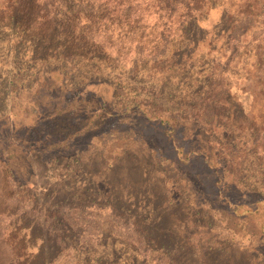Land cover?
<instances>
[{"label": "rangeland", "instance_id": "obj_1", "mask_svg": "<svg viewBox=\"0 0 264 264\" xmlns=\"http://www.w3.org/2000/svg\"><path fill=\"white\" fill-rule=\"evenodd\" d=\"M247 3L256 5L251 22L240 14ZM100 6L10 0L0 16V117L14 116L23 124L17 136L9 135L8 128L0 131V140L11 149L25 150L31 167L30 175L18 180L7 159L0 158V211L5 217L15 215L0 222L6 244L0 245L1 252L10 264H264V243L236 237L228 228L221 212L226 202L217 195L213 166L205 159H189L188 164L163 133L117 119L71 140L66 150L46 151L43 139L50 138L53 126L37 129L35 107L28 99L34 75L46 67L61 70L71 87L89 81L115 85L118 110L142 102L182 118L189 114L188 105L200 104L216 86L225 85L232 112L244 114L257 128L264 117V91L256 90L254 48L247 43L264 23V0H206L203 10L172 29L166 19L150 15L144 7L119 25ZM74 10L85 12L78 16ZM247 31L249 36L244 35ZM232 36L248 48L237 50V44L233 51ZM96 91L84 93L101 96V88ZM77 115L79 131L97 121L92 109ZM197 127L212 137L214 154L223 143L243 148L250 141V129L240 132L233 123ZM135 134L144 142L125 140ZM196 135L192 133L194 139ZM24 138L29 144L17 141ZM50 139L68 142L63 136ZM248 157L229 164V178L243 191L258 192L264 201V159ZM167 209L189 223L194 247L181 235L168 252L125 237L128 229L156 224ZM86 210L88 214H70ZM75 218L88 220L79 223ZM119 218L126 224L115 230L110 221ZM242 223L246 225L245 218ZM172 230L179 234L177 227ZM15 243L19 250H12Z\"/></svg>", "mask_w": 264, "mask_h": 264}, {"label": "trees", "instance_id": "obj_2", "mask_svg": "<svg viewBox=\"0 0 264 264\" xmlns=\"http://www.w3.org/2000/svg\"><path fill=\"white\" fill-rule=\"evenodd\" d=\"M10 0H0V16L5 15V8ZM49 1V0H45ZM77 3H100V9H104V12L108 13V17L116 18L122 24V19H127L129 15L141 8L150 12V15L158 18L163 17L166 19L170 26L168 29H172L175 26H183L186 24L187 19L194 17V14H198L203 10L206 5V0H71ZM4 4V5H3ZM256 11V5L247 3L245 7L240 11V14L251 22L254 18ZM85 11H72L78 16L83 15ZM7 14V13H6ZM260 17L264 18V9L260 11ZM79 18V17H78ZM176 23V24H174ZM248 33V31H247ZM244 33L245 36H249V33ZM232 39L229 41L230 47L234 51L235 46L240 42L239 39ZM236 38V37H235ZM239 38V37H238ZM247 38V37H245ZM250 44L253 46L252 52H254L253 59L256 60V90L264 91V23H260V32H254L252 34ZM233 42V43H232ZM248 42V40H244ZM249 45L238 44L237 50L242 48L244 51ZM251 52H248L250 54ZM32 87L28 99L35 107L34 118L36 119V127H50V138L54 136H63L65 141L51 140L50 138H44L46 143V151L51 150H66L70 148L69 142L71 140L83 139L91 133L94 128H100L103 124L112 123L113 120H121L123 123L134 122L142 123V128L154 129L156 132H161L163 135L171 141L173 147L177 150L179 155L185 156L188 159V164L191 163L189 159L203 158L207 162L208 167H212V178L214 186L217 189V195H222L223 202H226L225 210L221 211L225 216V221L228 224V228L232 234L236 237L239 234L247 236V239H256L259 242L264 243V201L256 196L258 192H252L248 190H242L238 188L229 178L228 166L235 159H248L249 155L253 154L257 159H264V117L261 120L260 125L256 128L250 126L248 119L244 114L233 113L232 110V98L230 95V88L225 85L216 86L211 96L201 101L200 104H190L189 114L185 117H179L172 115L168 112H159L152 109L149 105L142 102H134L126 104L121 110L115 107V99L117 87L111 83H99L96 81H89L84 85L71 87L65 83V78L61 70L56 67H46L43 73L38 71L34 75L32 81ZM91 87V88H90ZM106 87V90L104 89ZM101 88V96L85 93H95L96 89ZM104 91V93L102 92ZM85 92V93H84ZM103 93V94H102ZM19 94L16 98H20ZM72 97L71 100L68 99ZM213 108L210 109L209 107ZM29 106V105H28ZM86 109H92L93 114H96V122L98 126L93 125L87 127L83 131H79V127L76 126L74 118L79 111H86ZM13 118L14 120H12ZM110 123V124H111ZM132 123V124H134ZM234 126L240 132H245L250 129V133L247 137H250L248 144L244 145V149L235 143H223L221 144L222 150L219 153L214 154L213 147H210V138L206 129H200L197 125L210 129L217 127L218 125ZM206 125V126H205ZM23 124L16 122L15 117H0V131L8 128L7 132L11 136H17ZM97 129V130H98ZM6 132V133H7ZM197 132L194 139L192 133ZM181 134V135H180ZM179 136H181L180 139ZM144 142L145 139L140 135H134L125 140H131ZM21 144H29V139L24 138L17 140ZM7 141L0 140V158L7 159L6 163L11 168L13 174L19 180H23L30 175L31 167L25 162V156L21 147H15L11 149ZM189 144L194 148L191 149ZM6 154H9V156ZM190 161V162H189ZM253 193V194H252ZM134 200V199H133ZM241 210L246 212L240 213ZM34 213L37 212L34 208ZM89 211H75L70 214L74 217L78 215L88 214ZM167 214V215H166ZM5 213L0 211V222ZM245 218V223L240 224V220ZM76 219V218H75ZM254 219H260L258 223ZM77 222L84 223L87 218H77ZM166 221H173L170 227H166ZM113 229L118 230L124 228L126 224L125 219L119 218L110 221ZM179 213L174 212L172 209H167V212L161 216L156 224H150L143 227L142 230L128 229L124 233L128 240L134 242H142L143 244L155 246L158 250L171 251L176 246L175 239L177 235H181L182 241L187 245L194 247V237L187 232L188 225ZM129 225V224H128ZM193 225V224H192ZM173 227H177L178 233L174 234ZM4 235L0 234V245L5 246V242L2 240ZM16 244V243H15ZM263 245V244H261ZM15 251L19 250V246L12 245ZM15 256V255H14ZM13 256V257H14ZM0 264H10V258L1 252L0 249Z\"/></svg>", "mask_w": 264, "mask_h": 264}]
</instances>
